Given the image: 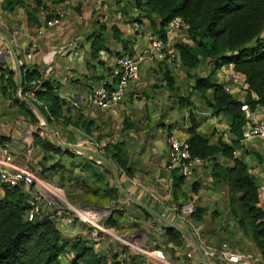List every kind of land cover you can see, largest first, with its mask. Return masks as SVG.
Segmentation results:
<instances>
[{
	"label": "crops",
	"instance_id": "1",
	"mask_svg": "<svg viewBox=\"0 0 264 264\" xmlns=\"http://www.w3.org/2000/svg\"><path fill=\"white\" fill-rule=\"evenodd\" d=\"M21 1V5L17 4L10 8L5 6L6 0H0V70L2 71L0 99H3L2 95H5L7 100L4 105L6 109L12 110L10 116L0 118V136L7 138L4 143L10 145L17 162L21 164L24 162V153L27 148L25 135L27 133L38 135L37 131L40 125L38 121H34L28 116L25 107L29 108L36 117H38L39 112L19 99L21 94L16 85L17 70L6 38L14 47L22 72L36 69L44 74L50 71L52 77L57 79L60 84V97L66 102L72 101L77 104L75 108L86 113L95 122L98 126L95 135L100 136V145L104 146L117 140L124 141L129 156V165L134 174L127 191L138 201L150 206L157 212H162L164 215L169 213L170 215L167 209L173 208L175 205L171 194L172 178L171 174L163 169L167 157L168 136L179 139L187 138L185 128L189 124V119L186 114L193 110L195 114H200L199 116L196 115L198 118H203L199 126V131L202 134L207 135L211 142L221 138L224 142L230 143L233 139L230 132L231 116L213 111L205 105V101L201 97L196 98L197 101H195L194 96L189 97V102L184 107H180L179 103H176L177 108H184L185 110L183 120L175 119L174 115H171L173 111L169 113L170 115L162 116L158 104L163 103L165 98L163 101L157 102L158 98L154 97V101L158 105L156 109L159 110H155L151 117L148 116L153 123L148 125L146 116L148 112L144 107L154 109L156 106H154L152 99L141 96V100L137 101L136 96L147 86L148 82L143 83L142 80L147 74V69L153 67L155 62L150 52V43L151 40L158 37L155 30L159 28V21L153 19L149 22L142 17H138L139 21L135 20L138 16L135 0H41L39 5H36L35 0ZM53 19H58L59 23L56 25L49 24ZM152 25H157V28L153 29ZM113 27L117 32L113 30ZM101 32L105 37V46L108 50H101L98 58L93 59L90 54V47L93 43L92 35ZM165 35L166 41L174 44L179 42L190 43L187 33L168 32L165 29ZM121 40L128 41L133 50V55L141 57L140 78L130 84L124 98L115 107L114 113L109 109L89 107L86 100L92 88L104 81H108L109 84L114 82L112 75L116 59L114 54L122 51ZM174 62L165 63L173 75L176 74ZM208 68L210 74L211 63H208ZM65 72L67 73V80L63 82L61 81V74ZM8 77L15 82V86L10 84V80L6 81ZM212 77L214 79L219 77V80H215L222 85L229 86V93L233 98L240 101L245 98L247 92L245 78L242 74L235 72L231 65H224L217 69ZM208 95L211 96L210 91ZM13 98L18 99L21 104ZM130 98L132 99L131 102L129 101ZM133 107L140 108L142 112H140L141 117L139 118L141 119L135 122L136 130H123L124 114H127L129 109H134ZM168 125L173 126L170 128ZM54 132L59 135V131ZM64 133L68 134L69 139L60 140L70 145L77 144V140L83 136L82 131L78 129H67V131L64 130ZM46 139L49 140V138ZM40 153L33 143L31 160L32 158L34 160L31 166L34 169L39 167L37 162L41 157ZM34 155L35 157H33ZM234 157L245 160L249 170L257 176L259 181L258 206L264 211V145L257 139L248 142L240 140L234 151ZM220 159L225 165L231 164L227 158L221 157ZM64 160H66L65 157ZM55 178L56 175H53V179ZM124 179H126L124 175H119L120 185ZM192 185L196 188L195 192L192 191ZM181 189L187 193L189 198L183 200L182 197H179L178 202L190 201L194 206L204 209L201 222L192 220L198 230L196 239L207 262L234 264L224 260H214V256L223 242L228 243L231 248L239 250L244 255H251L253 259L262 258L260 252L255 249L256 246L251 237L243 232L230 213L227 186L212 183L207 162L194 167L190 177L185 178L181 184ZM2 194L3 189L0 187V197ZM131 218L128 219L136 223L143 222L139 217ZM125 223L121 229L124 232L130 230ZM179 225L183 226V224ZM165 231L162 229L159 232L156 229L153 234L155 238L160 239L161 234ZM132 234L120 237L128 241ZM65 235L70 238L76 235L87 237V228L84 224L76 223ZM145 242L146 239H143L142 245L146 249L152 250L145 246ZM134 244L133 242L120 244L116 240L107 239L94 248L102 252L106 260L112 259L114 253L117 255V259L121 260L122 252H130L142 264H148L146 259L137 253ZM184 246L183 250L175 252L177 261H169L167 256L170 257V254L163 248L153 247V249L158 250L168 264H184L185 260L182 256H186V253L191 250V245L185 243ZM123 249L125 251H122ZM252 261L251 263L243 260L236 264H261L256 260ZM186 262L188 264V261Z\"/></svg>",
	"mask_w": 264,
	"mask_h": 264
},
{
	"label": "trees",
	"instance_id": "2",
	"mask_svg": "<svg viewBox=\"0 0 264 264\" xmlns=\"http://www.w3.org/2000/svg\"><path fill=\"white\" fill-rule=\"evenodd\" d=\"M35 1L36 5L41 3V0ZM17 4L21 5L22 1L6 0L5 6L11 8ZM135 4L138 12L135 20L139 21L138 17L149 22L153 19L158 20L159 28L155 30V33L164 40L166 39L165 27L173 17L179 16L188 24L186 33L190 43L175 44L178 50L177 60L183 66L192 68L203 62L212 64L210 74L194 76L191 88L193 93L199 94L205 101V105L213 111L231 116L230 132L233 139L230 143L224 142L221 138L211 142L207 135L199 131L200 121L203 118H198L193 110H190L189 124L185 128L186 142L192 156L200 157L208 163L212 183L227 186L230 213L243 232L251 237L264 263V211L258 206L259 181L257 176L249 170L245 160L234 157V151L240 141L241 126L244 123L240 105L247 102L251 107L256 104L264 107V0H135ZM113 30L116 31L115 27ZM92 37L90 54L93 59H97L101 50L108 49L102 32L93 33ZM121 43L122 51L114 55L120 57L127 53L134 56L129 42L121 40ZM224 65H231L235 72L244 76L247 92L242 101L233 98L229 92L225 91L224 86L212 77L215 71ZM42 74L36 69L22 72L20 94L24 96L29 83L41 79ZM163 75L164 80L172 86L173 80L167 68ZM8 80L10 77L6 79ZM10 84L15 86L13 80H10ZM41 85L43 89L37 90L34 93L35 100L31 101L47 121L52 124L54 121L59 122L60 119H64L63 124L70 123L74 129L82 131L85 136L93 137L100 145V136L92 135L93 132L98 131V126L84 112L73 113V107L63 100L57 91L60 87L57 79L53 77L46 79L41 82ZM209 91L211 96L208 95ZM13 99L20 103L18 99ZM185 104L186 102L181 101L179 106L184 107ZM25 112L34 121L39 119L27 107ZM122 126L123 130H136L127 118L123 119ZM6 140V137L0 136V144ZM34 146L41 152L37 162L39 167L34 169L30 163L29 167L37 176L54 182L53 175H56L57 183L64 187L67 181L82 183L87 167L93 182L99 183L100 186L99 188L91 187V192L97 191L94 200L98 199V202L93 201L94 204L97 206H108L112 202L120 204V194L109 182L108 176L111 174V169L107 165L101 163L103 171H99L96 159L80 153L64 151L55 146L52 141L38 135H34ZM99 149L104 157L117 166L119 175H124L130 180L134 177L123 140L100 145ZM64 157L66 160L63 161ZM221 157L229 159L231 164L225 165ZM170 174L172 199L176 205H179V197L183 200L189 198L181 189L185 178L174 171ZM2 189L0 264H129L136 260L135 255L130 252L124 260L117 259L114 253L112 261L107 263L105 255L96 250L87 237L80 235L66 237L47 217H37L30 221L25 219L27 194L22 186L11 188L4 186ZM195 190L196 188L192 185V191L195 192ZM83 205L88 204L83 203ZM137 208L143 213L141 216L144 219L151 218L148 212ZM125 214L127 215L124 206L117 207L116 204L115 208L101 219V222L105 226L119 230L122 225L118 218H125ZM203 214L202 207H195L191 218L201 222ZM133 225L139 226V223L135 222ZM163 228L166 231L162 233L160 239L149 232L145 246L151 249L163 248L170 256H173L176 251L183 250L186 240L177 231ZM172 244L173 247L170 246Z\"/></svg>",
	"mask_w": 264,
	"mask_h": 264
},
{
	"label": "built area",
	"instance_id": "3",
	"mask_svg": "<svg viewBox=\"0 0 264 264\" xmlns=\"http://www.w3.org/2000/svg\"><path fill=\"white\" fill-rule=\"evenodd\" d=\"M58 19H53L49 24L56 25ZM188 24L181 17L175 16L166 26V31H179L186 33ZM176 44V43H175ZM174 43L166 41L159 37H155L150 43V52L157 60H173L178 58V50ZM140 61L141 57L131 56L127 53L116 57L115 67L113 69V83L104 81L92 88L87 97V106L100 109H109L115 112V107L124 98L126 91L131 83L136 82L140 78ZM2 71L0 70V77ZM50 71L42 74L41 79L29 83L28 88L24 92V97L35 100L34 93L42 90L41 82L51 79ZM67 80V73L61 74V81ZM56 87V85H53ZM224 86L225 91L229 92V86ZM59 92V88L57 90ZM253 95V94H252ZM255 96V95H254ZM253 96V97H254ZM37 103L40 104L39 101ZM240 110L244 115V123L241 126L240 140L248 142L249 140H259L264 145V107L256 104L251 107L247 102L240 105ZM38 135L41 138L46 137L45 128L38 126ZM54 132V131H53ZM54 134H56L54 132ZM34 134L27 133L25 135L26 152L24 153V162H17L13 155V150L8 143L0 144V187L22 186L27 194V209L25 210V219L34 220L37 217H47L54 223L56 228L62 235L75 226L76 223L84 224L87 228V238L97 246L103 241L110 239L116 240L120 244L137 243V237L134 233L129 236L128 241L117 234L114 227L105 226L101 219L108 214L109 210L98 212L95 208L88 205L72 206L66 198L65 188L55 182H51L42 177L37 176L28 165L32 157ZM79 146L90 145L100 151V145L93 137L81 136L77 140ZM167 157L163 165V169L169 173L176 172L184 178L190 177L194 167L202 165L205 161L200 157L192 156L189 152V145L186 139H179L174 136L167 138ZM101 152V151H100ZM195 206L190 201H182L177 207L167 209L170 212L169 218L173 221L181 219L185 226L191 230L194 236H198L194 222L191 218ZM172 216V217H170ZM194 232V233H193ZM143 241V240H142ZM141 241V243H142ZM139 245V244H137ZM137 253L143 255L148 264H168L164 260L163 255L156 249L148 250L143 245L137 247ZM127 252H122L121 260L126 259ZM186 257L192 261V264H198L199 258L196 252L191 249L186 253ZM214 260H224L229 263H240L241 261L253 262L256 260L261 264L263 259L260 257L253 259L251 255H244L239 250L231 248L228 243H221V248L214 256ZM129 264H142L139 259ZM183 264V263H181ZM187 264V263H184Z\"/></svg>",
	"mask_w": 264,
	"mask_h": 264
},
{
	"label": "rangeland",
	"instance_id": "4",
	"mask_svg": "<svg viewBox=\"0 0 264 264\" xmlns=\"http://www.w3.org/2000/svg\"><path fill=\"white\" fill-rule=\"evenodd\" d=\"M152 28L153 29L157 28V25H152ZM176 60L177 59H173L171 61L170 60H161L160 61V60H157L154 57L153 61H155V62H154L153 67L147 69V74L144 76V79L142 80L143 83L144 82H148V84H147V86H145V88H143V91H141L139 94H137V96H136L137 101H140L141 98H142L141 96H144L147 99H149V98L152 99V102H154V106H156L154 109H149L147 106L144 107L146 109V112H148V115H146L147 116V120H148V125L153 124L151 122V119L148 116L151 117L152 113H155V110L156 111L159 110V109H156L158 105H159V108H160V112L162 113V116H165L167 114L170 115L169 113L173 111V114H171V115H174L175 119H179V120L182 119L183 120V118H185V116H184L185 115V110H184V108H177L176 103L180 104L181 101H184V102L187 103V102H189L188 99H189L190 96H192V97L194 96L195 97V101H197L196 98L200 97L199 94L193 93V90H192L191 86L193 84L194 76H203L204 74H206V75L209 74L210 70L208 68V63H206V62L204 63L203 62V63L197 65L196 67L188 68V67L183 66L180 63V61H176ZM168 61L169 62H172V61L174 62L175 61L174 63L176 64L175 65L176 66V68H175L176 69V74L173 75V73H171V71L168 69L169 70V74H170V76L172 77V80H173L172 86H169L167 81H165L164 78H163V76H164L163 73H164V71L167 68L165 63H169ZM215 79L219 80V77H216ZM160 88H163V90H160ZM154 97L158 98L156 100L157 102L158 101H163L164 98H165V101H163V103L161 102V104L157 105V103H155V101H154ZM2 98L3 99H0L1 100L0 118H2V116H10L12 114V110L11 109H6V107L4 105V102L7 100V97L5 95H2ZM131 100L132 99L130 98L129 101L131 102ZM67 102L73 107L72 108L73 113H78V110L75 108V105L77 106V104H74L72 101H67ZM139 104H141V103L139 102ZM138 106H140V105H138ZM140 112H142L140 110V108H138V109H136V108L129 109L128 113L124 114L123 118H127L129 120V122L132 123L133 127H135L136 126L135 122L141 119V118H139V117H141ZM186 112H187V110H186ZM186 115H188V113ZM196 115L199 116L200 114L196 113ZM38 118L39 119L37 121L39 122V124L45 128V133H46L45 139L49 138V140L52 141L50 132L48 130V127H47L44 119L40 116V114H38ZM186 118H187V116H186ZM65 120H66V118H65ZM173 122L175 124V120ZM47 123L51 126L52 131H57V132L59 131L58 132L59 135L54 134L57 137L58 141L61 142V143L66 144L67 142H63V141L68 140L69 136H68V134L64 133V130H66V131H67V129L73 130L74 129L73 126L70 123L69 124L68 123L63 124V123H65L64 119H60L59 122L54 121L52 124H50L48 121H47ZM171 124H173V123H171ZM168 126H170V125H168ZM172 126H170V128ZM92 135H95V132H93ZM60 139L63 140V141H61ZM84 146H88L89 148L95 149L93 146H90V145H84ZM80 154L81 155H85V154H82V153H80ZM33 157H35V155ZM15 159H17V158L15 157ZM94 159H96V158H94ZM33 160L34 159L32 158V160L29 161V162H31L30 165L32 164ZM96 160L98 162L97 163L98 164L97 168L99 169V171H103L102 170L103 167L100 165L102 162L99 161L98 159H96ZM29 162H28V165H29ZM102 164H104V163H102ZM85 170L87 171L86 172V176L85 177L83 176L82 183L80 182L81 184L79 182H75V181H67L66 184H64V188H65V192H66V198L68 200V203L71 204L72 206L86 203V204H88V206H91V207L95 208L98 212L109 210L108 211V214H109L115 208L116 205L110 207V205L113 202L111 204H109L108 206H97L96 204H94L93 201L98 202L97 201L98 199L94 200V198H96V196H97L96 195L97 191L96 192H93V191L91 192V189H92L91 187L99 188L100 186H99V183H94L93 182L92 177L89 176L90 174H89V170H88L87 167H86ZM82 175H84V173H82ZM110 175L108 176L109 177V182L112 184L113 183V171H112V169H111V174ZM84 179L86 181H84ZM53 180H54L55 183H57L58 182V177L56 176V178L53 179ZM100 185H102V184L100 183ZM112 186H113V184H112ZM119 194H120V198H121V203L119 205H123L125 210H126V212L128 214L127 215L125 214V218H122V219L118 218V220L120 221V225H122L121 229L123 228L124 223L126 221L125 224L127 226H129L130 230L124 232V231H121V229H119V230L116 229V231H117V234L119 236H123V235L134 233V236L137 237V239H136L137 243L135 242V244H134L135 248L140 247V245H142L141 241L143 239H147L148 238V234L149 233H146V232L149 231V232L153 233V232L156 231V229L160 232L161 228L164 229L163 227H166L163 222H161L158 219H156L155 217H153L150 213L149 214H150L151 218H149L147 220L143 219V217L141 216L143 213L135 205L130 203L121 193H119ZM185 199L188 200L187 198H185ZM89 202H91L92 204L89 203ZM116 204H117V207H118L119 206L118 202H116ZM177 206L178 205L175 204L173 207H177ZM161 214H163V213L161 212ZM164 216L169 218V213H167V215H164ZM131 217H137V218L139 217V218L142 219L143 222H140L139 226H135V225H133L135 222H133L131 220L132 219ZM128 218H131V219H128ZM176 220L177 221H175V222L178 225L179 224H183L184 228H186L190 232H192L191 230H193V229L192 228L189 229L187 226H185L181 219H176ZM185 240H186L185 243H189L191 245L190 248L195 251V249L192 246V244L186 238H185ZM137 244H139V245H137ZM170 246L173 247V244L170 245ZM170 246H167V247H170ZM255 249L257 250V248H255ZM142 257H143V255H142ZM182 257L185 260V262L188 261V264H192V261H190L189 258H187L184 255ZM167 259H169V261H175V260L177 261V256H175V255L170 256V257L167 256ZM184 260H183V262H184ZM111 261H112L111 259L106 260L107 263H110ZM208 263L214 264L213 262H210V261H208Z\"/></svg>",
	"mask_w": 264,
	"mask_h": 264
},
{
	"label": "water",
	"instance_id": "5",
	"mask_svg": "<svg viewBox=\"0 0 264 264\" xmlns=\"http://www.w3.org/2000/svg\"><path fill=\"white\" fill-rule=\"evenodd\" d=\"M6 38V37H5ZM8 43L9 49L11 51V54L13 56L14 62H15V66H16V70H17V81H16V85L17 88L19 89V92L21 90V83H22V67L21 64L19 62V58L14 50L13 45L8 41V39H5ZM52 75V74H51ZM19 99L25 103L26 105L36 109L40 116L44 119L48 130L50 132L51 135V139H52V143L57 146L58 148L63 149L64 151H72V152H78V153H82L87 155L89 158H96L99 161H101L102 163H104L105 165H107L108 167H110V169H112L113 171V187L119 192L121 193L130 203H132L133 205H135L136 207H139L141 210H144L148 213H150L153 217H155L156 219H158L159 221L163 222L166 226V228H169L171 230H175L178 233H180L184 238H186L191 244L192 246L195 248L196 253L198 254L199 258H200V264H210L207 262L206 257L203 253V250L198 242V240L196 239V237L186 228H184L181 225H178L177 223H175L173 220H171L170 218L164 216L163 214L157 212L156 210H154L153 208H151L150 206L138 201L136 198H134L128 191L127 188L128 186L131 184V180L130 179H124L121 182V185L119 183V171L117 166L109 159H107L106 157H104L102 155V153L100 151H98L96 148L92 149L89 148L88 146H79V145H70V144H64L58 141L57 137L54 135V132L52 131L51 126L47 123V119L43 116V114L40 112V110L38 109V107L29 99H26L25 97L19 95ZM116 205V202H113L110 207ZM109 207V208H110Z\"/></svg>",
	"mask_w": 264,
	"mask_h": 264
}]
</instances>
